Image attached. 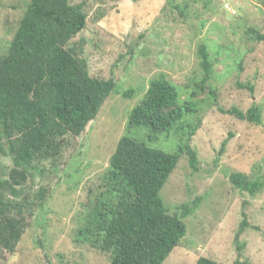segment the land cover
<instances>
[{"label":"rangeland","instance_id":"1","mask_svg":"<svg viewBox=\"0 0 264 264\" xmlns=\"http://www.w3.org/2000/svg\"><path fill=\"white\" fill-rule=\"evenodd\" d=\"M25 1L0 0V47L6 48L14 35ZM72 2H84L89 15L86 29L76 39H86L91 74L112 78L118 85L86 131L70 137L62 160L41 166L44 172L37 171L28 183L23 196L33 198L46 185L48 198L34 207L21 241L13 253L0 255V264L110 263L109 254L77 243L84 220L81 212L95 199L89 189L99 185L120 138L128 132L132 109L153 78L166 73L182 88L183 98L189 92L186 88L201 79V43L209 45L213 56L216 76L211 85L217 96L210 104H201L202 121L191 141L199 169L195 171L185 155L161 191L172 212L196 196L201 202L185 219L187 234L165 264H196L201 256L225 264H238V259L241 264H264V189L252 195L235 188L229 178L241 170L264 181V41L246 31L254 26L264 33V1ZM177 4L187 5V15ZM239 83L254 85V92ZM254 102L263 110L260 125L222 110L247 111ZM140 137L148 138L145 133ZM245 218L249 224L239 238L245 249L239 255L237 233Z\"/></svg>","mask_w":264,"mask_h":264},{"label":"trees","instance_id":"2","mask_svg":"<svg viewBox=\"0 0 264 264\" xmlns=\"http://www.w3.org/2000/svg\"><path fill=\"white\" fill-rule=\"evenodd\" d=\"M185 6L176 5L182 15L189 12ZM88 17L84 2L27 0L14 35L6 48L0 47V255L15 251L34 207L48 198L46 185L33 198L23 196L28 183L37 171L44 172L41 166L62 160L70 137L86 131L117 88L114 79L91 74L86 39H76ZM246 31L264 41L256 27ZM198 55L203 73L186 88L185 98L166 73L150 81L99 185L89 189L95 199L81 212L84 220L77 243L109 254V264H165L187 234L185 219L200 205L201 197L196 196L172 212L161 196L182 157L188 155L191 167L199 169L191 141L202 121L201 104H210L217 94L211 85L216 71L207 43L199 45ZM239 85L255 90L250 83ZM222 110L255 125L263 123V110L256 102L247 111ZM142 133L148 138L142 139ZM228 142H223V149ZM229 178L235 188L252 195L264 189L262 178L248 172L234 171ZM248 224L245 218L237 233L239 255L245 249L239 238ZM237 263L241 264L239 259ZM196 264L225 263L201 256Z\"/></svg>","mask_w":264,"mask_h":264}]
</instances>
